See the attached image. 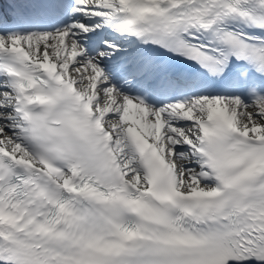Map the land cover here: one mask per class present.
<instances>
[{
    "label": "snow or ice",
    "instance_id": "obj_1",
    "mask_svg": "<svg viewBox=\"0 0 264 264\" xmlns=\"http://www.w3.org/2000/svg\"><path fill=\"white\" fill-rule=\"evenodd\" d=\"M0 264H264V0H0Z\"/></svg>",
    "mask_w": 264,
    "mask_h": 264
}]
</instances>
